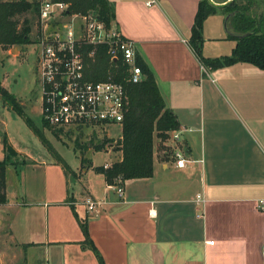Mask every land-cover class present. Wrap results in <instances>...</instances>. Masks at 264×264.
<instances>
[{
	"label": "crops",
	"instance_id": "obj_1",
	"mask_svg": "<svg viewBox=\"0 0 264 264\" xmlns=\"http://www.w3.org/2000/svg\"><path fill=\"white\" fill-rule=\"evenodd\" d=\"M107 1L177 117L188 162L176 168L156 139L152 177L125 181L122 197L88 169L72 191L75 171L66 174L47 151L38 159L15 148L5 120H17L0 98L3 158L5 136L24 159L6 167L12 214L0 234V264H99L81 220L104 264H263L256 201L264 198V71L246 63L203 71L188 45L200 0ZM202 35L205 58L228 56L235 45L220 13L205 20ZM1 86L25 108L4 77ZM85 197L100 202L98 213L86 212Z\"/></svg>",
	"mask_w": 264,
	"mask_h": 264
},
{
	"label": "trees",
	"instance_id": "obj_2",
	"mask_svg": "<svg viewBox=\"0 0 264 264\" xmlns=\"http://www.w3.org/2000/svg\"><path fill=\"white\" fill-rule=\"evenodd\" d=\"M62 1L69 5L68 12L70 14L93 12L107 26L114 23V6L107 0ZM212 1L221 4L227 0ZM217 13L224 16L226 39L234 41L235 45L230 55L209 59L203 56V24L209 16ZM37 14L36 0H0V47L3 50H8L30 43L31 22L32 19H36L37 22ZM20 17L23 18L21 23L19 22ZM188 45L199 63L210 71L237 63L250 64L264 71V0H234L230 5L223 8H214L206 0H200L190 31ZM136 64L142 73V80L139 83L129 81L126 65L120 59L111 61L106 54V47L99 48L93 60L87 61L86 78L89 81L113 80L118 82L124 86L128 99L120 139L116 143H112L111 140L104 137L100 143L93 144L90 141L80 147V149L85 150L90 145L94 151L98 152L106 150L107 147L109 148L114 144L116 151H120L121 159L119 161H115L107 167L98 166L93 168L96 173L104 177L108 185H115L117 180L124 183L128 180L151 178L153 175L155 139H158L159 146L164 152L166 150L163 143L168 138V133L180 130L177 117L167 107L151 71L138 56ZM0 98L24 121L54 162L66 174L73 173L44 134L23 113L14 96L0 87ZM42 123L43 127L51 131L56 137L62 132V130L52 129L43 120ZM68 133H71V131ZM2 144L4 158L0 160V205L7 202L5 192L6 167L14 165L12 159L19 156L5 136L2 138ZM167 152L169 153V151H166L164 156L167 155ZM80 153L81 169H84L87 159L84 158L83 151ZM90 167L87 166L86 169ZM79 223L84 235V245L93 251L99 264H104L88 237L86 220H81Z\"/></svg>",
	"mask_w": 264,
	"mask_h": 264
},
{
	"label": "built area",
	"instance_id": "obj_3",
	"mask_svg": "<svg viewBox=\"0 0 264 264\" xmlns=\"http://www.w3.org/2000/svg\"><path fill=\"white\" fill-rule=\"evenodd\" d=\"M36 3L35 54L42 120L52 129L62 131L71 126L101 132L105 125L121 128L128 106L124 86L113 80L89 81L86 67L97 50L106 47L111 61L120 59L126 65L129 81L139 83L142 73L136 64L134 43L125 38L114 23L107 26L93 12L70 14L69 5L62 0H36ZM202 69L207 71L204 66ZM104 135L106 137L107 132ZM179 135L180 130L168 133L163 146L166 151L172 149L170 157L175 167L183 169L188 160ZM111 186L119 197L123 196L121 180ZM197 202L204 200L197 196ZM83 204L87 213H98L100 202L85 197ZM256 208L263 218L261 258L264 264V198L256 201Z\"/></svg>",
	"mask_w": 264,
	"mask_h": 264
},
{
	"label": "rangeland",
	"instance_id": "obj_4",
	"mask_svg": "<svg viewBox=\"0 0 264 264\" xmlns=\"http://www.w3.org/2000/svg\"><path fill=\"white\" fill-rule=\"evenodd\" d=\"M22 21L23 18L20 17L19 22L21 23ZM31 23L30 43L13 47L8 50H3L0 47V87L3 88L1 86V79L4 77L8 90L23 97V100H25V108L19 104L20 101H18L12 94L17 103L21 106L23 113L32 121L33 125L44 134L45 138L51 143L55 151L61 156L68 167L73 172H76L75 175H71L70 178V188L72 191L76 192L77 188H80V184L77 180L80 178L81 172V151L84 152V158L87 159L84 169H86L87 166H91L88 168L89 176H95L96 173L93 171L94 167H104V165L109 166L111 163L115 162L117 158L114 144L112 148L98 152L94 151L93 148L88 150L89 145L88 149L85 150L80 149V147H83L90 141H92L93 144L100 143V141H102L105 137L104 132H107L106 137L111 140L112 143H116L120 139L121 128L117 125H105L104 131L101 132L96 130H77L75 127L71 126L68 130H63L58 137H56L51 131L43 127V123L39 115L40 91L37 75V56L35 54L36 19H32ZM3 89L5 90V88ZM11 114L15 120H17L16 122L22 126L20 128H23L22 133L21 129L18 128L17 123H11L8 119L5 120L8 122L9 136L11 137L15 148L24 149L27 154H30L38 159L42 158V155L46 156V149L23 123L24 121L18 117L15 112H11ZM69 131H71V133H68ZM157 149H159V153H162V150L159 147H157ZM167 151H169L167 154L171 156L172 149L170 148V150ZM49 158L52 157L50 156ZM1 159H3V155L0 147V160ZM23 161V158L12 159V163H14V165ZM8 167L10 166H7V168ZM82 175L84 176L85 174L82 173ZM75 192L74 194H76ZM11 214V207L5 204L0 205V234H3L6 230H8L7 221L11 217Z\"/></svg>",
	"mask_w": 264,
	"mask_h": 264
},
{
	"label": "water",
	"instance_id": "obj_5",
	"mask_svg": "<svg viewBox=\"0 0 264 264\" xmlns=\"http://www.w3.org/2000/svg\"><path fill=\"white\" fill-rule=\"evenodd\" d=\"M208 4L214 8H223L230 5L234 0H227L225 3L216 4L212 0H206Z\"/></svg>",
	"mask_w": 264,
	"mask_h": 264
}]
</instances>
